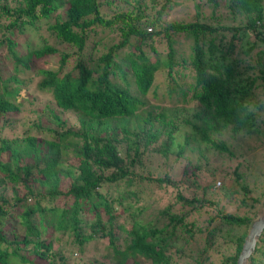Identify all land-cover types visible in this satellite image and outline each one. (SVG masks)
I'll use <instances>...</instances> for the list:
<instances>
[{"label":"trees","instance_id":"obj_1","mask_svg":"<svg viewBox=\"0 0 264 264\" xmlns=\"http://www.w3.org/2000/svg\"><path fill=\"white\" fill-rule=\"evenodd\" d=\"M183 1L0 0V264H236L264 192L229 142L264 144V0L171 19ZM212 151L236 159L215 191Z\"/></svg>","mask_w":264,"mask_h":264},{"label":"rangeland","instance_id":"obj_2","mask_svg":"<svg viewBox=\"0 0 264 264\" xmlns=\"http://www.w3.org/2000/svg\"><path fill=\"white\" fill-rule=\"evenodd\" d=\"M210 7H203V16L204 17H209L210 16ZM196 13V10L193 8L192 2L191 0H184L182 3V6L178 9H176L174 12H170V17L171 19H178V20H189L192 19L194 17ZM227 11H226V7L224 6V2L220 1V6H219V16L222 20V22H228L227 20ZM238 21V20H237ZM105 32H101V36L104 35ZM186 48V41L181 42L180 48ZM149 97H151V94H148ZM69 115H66L65 113H62L61 115H66L67 117L70 116V113H67ZM20 118V117H18ZM15 118L12 117V129L9 130L8 128L5 129L6 133L8 134H13L14 132H19V130L21 129V122L19 121H15ZM44 122L47 125H50V118L49 117H45L43 118ZM2 124V122H0V125ZM178 142H182L183 141V136H177L176 139ZM232 141V144L230 145L231 149L235 152L236 157H238L239 152L242 150L245 152V148L247 146H251V151H248L247 155H244L243 158H246V165L248 166H253V176L251 179V183L253 185V181L256 180V182L258 183L259 180H261L263 178L264 174V144L263 146H260L257 149H254V146H256L257 144L260 145L258 139L256 138H248L247 137H238L237 140L235 139H229V142ZM259 152H263V153H259ZM208 155V160H202V167L206 170V173L204 172L203 174V178L205 183L204 184H212L214 182V184L212 185V190L215 191L218 187H220L221 185L217 186L216 182L220 181V183L222 184V181L225 180V177L229 174H232L233 172V168L236 164V159L231 158L228 155H225L224 157L218 158V157H214V151H212L211 153H207ZM193 160H195V157L193 158ZM186 159L182 158V160L180 159L176 164L173 163L172 158L165 162L164 159H158L157 157L145 160L146 164L149 163L148 168L150 170V172L156 177V176H162L165 173H172L174 175V178H176V180L180 179V175H181V169L180 164H184L186 163ZM141 171V170H140ZM216 185V186H215ZM254 187V192H260V189H256L255 186ZM201 190V189H199ZM168 194L165 195L164 197L161 198V202L163 200V203L166 202L167 200L172 198V193L169 190H167ZM262 198V197H261ZM225 200H228L227 198ZM142 205V203L137 202L136 205ZM155 207H160L159 204H155L153 207H151V209L155 208ZM177 210L179 209V207L176 208ZM228 209H231L232 211H234V208L229 207ZM260 210V204L257 208V211L254 213L252 219L256 216V214L258 213V211ZM243 211V210H242ZM106 248V247H105ZM176 259L177 257L174 256L173 259ZM180 263V260H179Z\"/></svg>","mask_w":264,"mask_h":264},{"label":"water","instance_id":"obj_3","mask_svg":"<svg viewBox=\"0 0 264 264\" xmlns=\"http://www.w3.org/2000/svg\"><path fill=\"white\" fill-rule=\"evenodd\" d=\"M264 229V192L260 201V210L252 219L248 232L244 238L236 264H248L255 252L256 244Z\"/></svg>","mask_w":264,"mask_h":264},{"label":"built area","instance_id":"obj_4","mask_svg":"<svg viewBox=\"0 0 264 264\" xmlns=\"http://www.w3.org/2000/svg\"><path fill=\"white\" fill-rule=\"evenodd\" d=\"M220 184H221L220 181H217V182H216V185H217V186H219ZM216 185H215V186H216Z\"/></svg>","mask_w":264,"mask_h":264}]
</instances>
